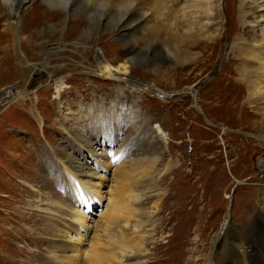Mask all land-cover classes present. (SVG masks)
Here are the masks:
<instances>
[{
  "label": "rangeland",
  "instance_id": "374dc122",
  "mask_svg": "<svg viewBox=\"0 0 264 264\" xmlns=\"http://www.w3.org/2000/svg\"><path fill=\"white\" fill-rule=\"evenodd\" d=\"M19 2L0 0V257L12 259L11 251L22 247L40 251L47 259L56 234L47 218V203L57 202L53 222L62 232L61 227L72 224L74 217L68 197H81L75 189L77 180L66 172L71 170L70 160L78 157L104 176L99 190L112 186L119 194L123 188L145 194L135 202L146 212L138 223L143 226L136 228L137 234L129 230L130 235H120L125 241L134 236L128 241L135 251L126 256L128 264H264V142L253 135L250 125L256 115L244 103L247 88L238 74L244 44L242 37L235 42L238 35H231L228 17L223 40L194 49L200 54L181 64L145 44L137 30L126 34L118 29V16L103 18L99 27L92 24L82 38L70 36L88 16L94 20L99 16L77 1L61 31V20L55 17L63 10L58 1L30 0L18 30L12 9ZM151 24L143 25L140 32L148 33ZM136 38L139 50L130 52L127 46ZM77 41L82 43H73ZM100 47L109 59L119 56L123 62L133 57L130 77L139 88L131 81L95 72ZM22 53L31 64L27 70L21 68ZM47 56L52 78L66 80L62 96L57 97L54 87L46 83L51 79L48 71L38 67ZM194 85L197 93H182ZM9 89L20 91L19 96L4 98L2 93ZM93 131L113 134L115 142L128 150L119 163L134 158L131 147L145 151L137 157H153L156 163L135 160L130 168L121 163L115 171L112 160L98 168L99 158L95 162L83 146ZM78 132L81 135L76 136ZM109 146L104 156H112ZM81 153L88 155L87 161ZM98 175L92 184L101 181ZM138 176L148 184H137ZM87 200L95 202V198ZM81 208L88 218L105 209L96 204ZM32 213L36 222L30 223L34 231H45L43 239L40 234L36 239L23 236V226L31 227ZM129 220L128 227L134 229V217ZM83 230L79 232L84 234ZM116 230L112 240L119 238ZM77 233L72 228L74 239ZM93 234L91 230L88 239ZM238 241L247 250L246 260L236 247Z\"/></svg>",
  "mask_w": 264,
  "mask_h": 264
},
{
  "label": "bare ground",
  "instance_id": "6f19581e",
  "mask_svg": "<svg viewBox=\"0 0 264 264\" xmlns=\"http://www.w3.org/2000/svg\"><path fill=\"white\" fill-rule=\"evenodd\" d=\"M29 1L30 0H20L19 5L12 9V13H14V16L18 19L16 20L18 30L20 28V19L22 17V14L26 12L27 4ZM45 1H58L59 5L62 7V12L55 13V17L57 16L56 18H60L59 20H61L62 25L59 26L61 31H64L66 22L68 21V19H71L69 18L72 12L71 6L75 1H77L78 3L80 2L79 6L91 7L92 9L89 10L88 13H98L99 16L96 20L88 16L87 20L83 22L81 21V23H85V25H81L80 29L77 31L73 30L68 33L70 36L82 38L84 37L85 33L92 30V24L99 27L100 25H103L102 21L104 19H107L109 16H118V22L121 23L117 26L118 29L120 28L125 30L126 34H130L132 31L137 30L139 32L140 39L143 40L145 44H148L149 47L156 46L155 51L159 50L161 55L163 54L165 58H169L170 61L176 63L178 62L181 64H184L186 61L192 58V55L200 54L199 51H195L194 49L202 47L203 44H205L203 46L204 48L211 47L210 44H216V41L219 39L223 40V33L226 29V19L228 17L229 23L232 28L231 35H238L235 39V42L240 40L242 37V42L244 44L242 47V51L240 50L242 63L239 66L238 74L240 76L239 81L241 83H244L247 88L246 95L244 96V103L250 104V106L253 107V113H255V115L257 116H254L252 118L253 121L250 122V125L254 128L255 131L253 135L257 137L261 142H264V0ZM7 2L8 0H5V3ZM151 21L152 24L150 25V27L152 28V30H150L148 33L140 32L143 25ZM50 23V26L57 29L58 26H56L55 23ZM14 25H16V23ZM73 28H75V25L73 26ZM240 31L243 32L239 34ZM62 35H65V33L62 32ZM138 42L139 39L136 38V40L132 41L130 47L127 46V50L129 49L130 52L139 50ZM73 43L80 44L82 42L77 41ZM123 44L127 45V43ZM25 45L28 48L30 44L26 42ZM21 55V68H23L24 70L31 68V64L27 60L24 53H22ZM81 56L87 59L86 55L81 54ZM48 58L49 57L47 56L43 58L40 63L38 62V67H41L48 71L51 79H48L46 83L54 87L57 97H59L62 96L65 92L66 80H64V77H60L59 79L52 78L51 74H53L54 71L53 69H50L48 67V64L46 62V59ZM121 59L123 58H120L119 56L114 59H109L107 57L106 51L104 50V47H100L97 50L95 59L98 63V67L95 68V72L106 75L108 77H115L126 82L131 81L132 84L137 85L138 87L140 84L136 83L135 79L130 77V74H133V57H130L128 59L125 58L123 62H121ZM82 64L88 66L86 62H82ZM89 70L92 71V69ZM198 91L199 88L194 85L193 87L184 90L182 93L194 95ZM19 94L20 91L12 92V90L9 89L5 90L2 93V96L4 98L15 99L19 96ZM236 96L237 99H239L241 95L239 96L238 93ZM251 104L255 105L252 106ZM242 108L244 109V107ZM94 131L91 135V138L88 141L83 142V146L84 148L88 149V154H91L92 157L94 156L93 160L95 162H98L99 158L100 161L99 163H97L98 168L100 167V164L102 166V162L108 164L112 160L113 161L110 164L112 167H116L115 171H119L121 169V163L125 168H130L131 165L135 163V160L147 159L151 162L156 161V159L153 157H137L139 155H144L145 151L142 152L140 148L137 149L136 147H131V150H133L132 155L134 156V158H129L128 160H124L119 163L124 157V154H126L125 156H128V150H126L124 146L115 142L113 134L112 137H108V134L103 135L95 133ZM79 135L81 134H79L78 132L76 136ZM107 144H109V147L112 148V156H104V151L107 150ZM262 145H264V143ZM99 149H102V151L99 152ZM81 155V157H83L86 161L88 160V155L84 153H81ZM86 163L85 161L77 157V159L75 158V160H70L69 167L71 170L66 171L71 180H73L74 182L77 180V182H75V189L81 195V197H77V199L73 196L68 197V201L72 202L73 204L72 210L74 217H71L72 219H70V222L74 224V226L69 223V225L65 224L67 227L62 226V232H60L61 229H57L58 226L55 225V222H53L55 220L54 212H57V202H55L54 200H50V202L47 203L49 207H46V209L51 212H46L48 213L47 215L50 214L49 217H46L49 218V222H51L52 224L54 223L53 229L56 233L51 238L52 244L49 247L50 249L48 251L49 254L47 256V259L44 260V257H42L43 255H41L40 251H33L30 249L26 250L27 248L23 249L21 247L18 248L19 250L11 251V255L13 256L12 259L8 256L0 257V264H128L127 262H125L127 259L126 256H128V254L135 253L134 249H129L130 246H128V241L132 240L134 236H131L130 240H128L129 237H126L127 241H125L126 239L122 238V236L120 235H130V233H127V231L129 232V230L137 234L138 231L136 232V228L142 225H139L138 223L141 222L144 216H146V212H143L142 209L135 204V202L138 203L145 194L138 192H135L133 194L132 191H128L127 188H123L122 192L119 194V191L116 188L114 189L112 186L109 190H104L101 188V190H99V187H101L100 185L105 178L104 176H99L97 172L93 170V167L90 165H86ZM96 175L99 176L101 181L92 184L91 182L93 178L96 177ZM84 178L87 180H84ZM136 180H138L135 181L136 183L138 182L137 184H139L140 182H143L140 185L146 186L148 184V182L142 181L141 176H138ZM89 186L91 188H89ZM88 188L90 189V192ZM151 188L154 190V186H152ZM24 190L29 193L31 192L27 188H25ZM148 192H150V190ZM145 193L147 194V191H145ZM88 198H95V202L89 203L87 200ZM42 200L43 199H41L40 202ZM67 204L70 205V203ZM89 204H96L97 206L101 207L104 206L105 209L96 214L97 217L88 218L81 207L82 205ZM152 213L153 212H151L150 214ZM34 216L32 213L28 224H31L30 222H36ZM131 217H134L135 219L134 223L136 225L134 224V229H130L128 227L131 222L129 220ZM121 220L123 222L122 226L120 225V229H122V231H120L119 234V229L116 230V228ZM70 225L72 226L69 227ZM27 227L23 226V231L25 230V232L22 231L23 236L26 235L27 238L36 239L38 234H40V237H42V235L45 233V231L43 233L37 230L34 231L32 224L31 227H28L30 229V232ZM72 228L78 230V233L75 235L76 239H74V236L71 235ZM126 228H128V230ZM49 229L51 228H46V234L47 232H50ZM79 229H84V234L82 232H79ZM114 229L118 231V240L117 238L116 240L111 239ZM123 229L125 230V232H123ZM26 230L28 233H26ZM91 230L94 231V234L92 235L91 239H88L87 234ZM10 234L13 235L11 231ZM10 234L7 235L8 239ZM220 235L221 233L218 234V237H220ZM238 246L239 249L243 251L244 258L246 260L247 250L242 248L240 242L238 243V245H236V247ZM253 248L256 247L253 246ZM17 256H19V259H17ZM213 264H215V262Z\"/></svg>",
  "mask_w": 264,
  "mask_h": 264
}]
</instances>
